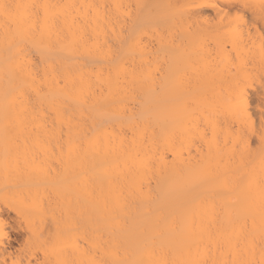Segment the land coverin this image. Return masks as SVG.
<instances>
[{
	"label": "bare ground",
	"instance_id": "1",
	"mask_svg": "<svg viewBox=\"0 0 264 264\" xmlns=\"http://www.w3.org/2000/svg\"><path fill=\"white\" fill-rule=\"evenodd\" d=\"M0 264H264V0H0Z\"/></svg>",
	"mask_w": 264,
	"mask_h": 264
},
{
	"label": "rangeland",
	"instance_id": "2",
	"mask_svg": "<svg viewBox=\"0 0 264 264\" xmlns=\"http://www.w3.org/2000/svg\"><path fill=\"white\" fill-rule=\"evenodd\" d=\"M22 233L23 231L21 230V228H14L11 229L9 232V245L11 247V249H13L14 247H17L19 242L22 240Z\"/></svg>",
	"mask_w": 264,
	"mask_h": 264
}]
</instances>
